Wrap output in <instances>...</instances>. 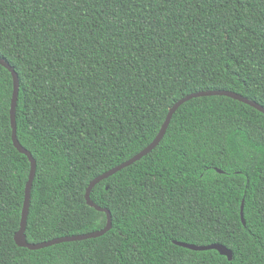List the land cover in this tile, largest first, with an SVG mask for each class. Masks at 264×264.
Instances as JSON below:
<instances>
[{"label": "trees", "instance_id": "1", "mask_svg": "<svg viewBox=\"0 0 264 264\" xmlns=\"http://www.w3.org/2000/svg\"><path fill=\"white\" fill-rule=\"evenodd\" d=\"M0 57L36 161L25 238L87 233L106 224L89 182L146 147L177 100L222 89L264 106V0H0ZM12 93L0 64V264H264V113L183 102L155 148L92 188L109 231L31 250L14 240L30 163Z\"/></svg>", "mask_w": 264, "mask_h": 264}, {"label": "water", "instance_id": "2", "mask_svg": "<svg viewBox=\"0 0 264 264\" xmlns=\"http://www.w3.org/2000/svg\"><path fill=\"white\" fill-rule=\"evenodd\" d=\"M0 64L4 66L9 72L11 73L12 76V81H13V93H12V99H11V110H10V117H11V127H12V142L13 145L17 148V150L23 154L26 155V157L29 160L30 163V169H29V175L28 179L25 184V190H24V200H23V205H22V210H21V218H20V225L19 229L15 232L14 234V240L18 246L21 247H26L31 250L35 249H40L43 247H47L50 245H54L57 243L61 242H67V241H75V240H82V239H87V238H93V237H99L103 234H105L107 231L110 230L111 228V213L110 211L102 207L95 202H93L90 199V192L92 188L97 184L99 181L109 177L110 175L116 173L117 171L121 170L122 168L131 165L135 161L139 160L142 158L144 155L149 153L157 144L160 142V140L163 138L165 131L167 129V126L170 122V119L173 115V113L176 111V109L185 101L194 98V97H199V96H208V95H224L231 97L233 99H236L238 101H241L243 103H246L260 112L264 113V106L256 102L255 100H251L237 92H233L231 90H222V89H212V90H200L196 92L189 93L179 100H177L168 110L166 117L161 124L159 131L157 132L156 136L153 138V140L142 150H140L138 153L133 155L131 158L121 162L120 164L106 170L105 172L97 175L94 177L88 184L86 191H85V200L88 205L94 207L96 210L103 211L106 213V224L99 230H94L91 232L87 233H81V234H73V235H65V236H58L54 237L49 240L41 241V242H28L25 238V228H26V223H27V216H28V211H29V204H30V194H31V186H32V181L35 175V169H36V161L35 158L32 156L31 152L24 148L22 144L19 142L17 135H16V120H15V106H16V100H17V93H18V87H19V79L16 71L14 68L3 58L0 57ZM219 172H222L220 169H216ZM240 217L241 221L244 224V216H243V202L241 204L240 208ZM177 244L193 249V250H207V249H215L217 250L220 254L227 256V258L230 260L232 258V253L231 250L228 249L225 245L221 243H210V244H203V245H198V244H192V243H187V242H179L176 241Z\"/></svg>", "mask_w": 264, "mask_h": 264}]
</instances>
